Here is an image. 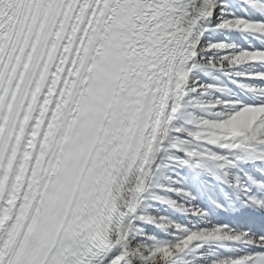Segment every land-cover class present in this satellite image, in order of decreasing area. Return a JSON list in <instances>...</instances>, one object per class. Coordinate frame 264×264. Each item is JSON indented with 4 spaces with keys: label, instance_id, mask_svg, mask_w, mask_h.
<instances>
[{
    "label": "snow or ice",
    "instance_id": "1",
    "mask_svg": "<svg viewBox=\"0 0 264 264\" xmlns=\"http://www.w3.org/2000/svg\"><path fill=\"white\" fill-rule=\"evenodd\" d=\"M0 264H264V0H0Z\"/></svg>",
    "mask_w": 264,
    "mask_h": 264
}]
</instances>
